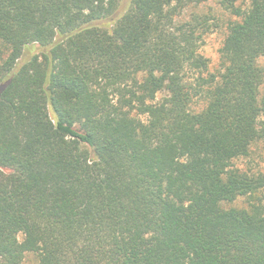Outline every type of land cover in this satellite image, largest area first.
<instances>
[{
  "label": "trees",
  "instance_id": "trees-1",
  "mask_svg": "<svg viewBox=\"0 0 264 264\" xmlns=\"http://www.w3.org/2000/svg\"><path fill=\"white\" fill-rule=\"evenodd\" d=\"M207 1L0 0V264H264V0L217 72Z\"/></svg>",
  "mask_w": 264,
  "mask_h": 264
},
{
  "label": "rangeland",
  "instance_id": "rangeland-1",
  "mask_svg": "<svg viewBox=\"0 0 264 264\" xmlns=\"http://www.w3.org/2000/svg\"><path fill=\"white\" fill-rule=\"evenodd\" d=\"M248 5L249 0H238L235 3V6L243 10H246ZM190 14L204 16L210 21L211 33L205 36L200 52L209 60L210 71L217 72L221 68L220 50L228 34V28L237 18L224 10L221 5V0H208L198 6L189 7L185 11V16H189ZM35 52L37 53V50ZM25 56L28 57V55ZM258 65L264 70V58L258 60ZM260 95H264V83L260 89ZM238 166L244 170H251L252 172H264V145L262 143L254 145L250 157L238 162ZM247 204V200L241 198L232 204H227V206L244 208ZM19 239L22 240V236H20ZM37 263L38 257L36 254L27 253L25 255L23 264Z\"/></svg>",
  "mask_w": 264,
  "mask_h": 264
}]
</instances>
